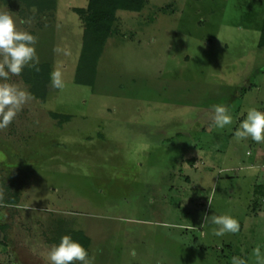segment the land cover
<instances>
[{
  "label": "rangeland",
  "instance_id": "rangeland-1",
  "mask_svg": "<svg viewBox=\"0 0 264 264\" xmlns=\"http://www.w3.org/2000/svg\"><path fill=\"white\" fill-rule=\"evenodd\" d=\"M54 1L44 11L0 2L36 38L33 64L49 68L45 101L31 96L0 130V264H50L57 220L89 238L91 264H258L264 198L253 184L264 143L234 133L249 108L264 111V0L117 9L92 85L74 80L83 28L74 8L86 0ZM10 82L27 91L20 76ZM214 105L227 107L230 125L216 127ZM214 214L240 231L214 235L203 221Z\"/></svg>",
  "mask_w": 264,
  "mask_h": 264
},
{
  "label": "clouds",
  "instance_id": "clouds-1",
  "mask_svg": "<svg viewBox=\"0 0 264 264\" xmlns=\"http://www.w3.org/2000/svg\"><path fill=\"white\" fill-rule=\"evenodd\" d=\"M187 40L186 37H184ZM36 38L27 31L19 30L12 15L8 11H0V130L6 129L16 118L23 106L31 99L30 94L10 82L11 77L21 75L26 66L38 62L36 56ZM51 86L61 89L64 86L62 72L54 67L50 73ZM214 123L218 128H224L232 123V117L227 107L214 105ZM237 141L251 138L256 143H264V111L255 107L249 108L245 118L240 122L234 133ZM150 147L142 145L144 150ZM211 206V200L208 199ZM204 224L211 222L218 226L214 235L238 233L240 224L231 215H204ZM253 255L258 264H264L260 247L253 249ZM50 264H91L87 250L70 235H63L58 244H53L47 253ZM231 264H246V260L233 256Z\"/></svg>",
  "mask_w": 264,
  "mask_h": 264
},
{
  "label": "trees",
  "instance_id": "trees-1",
  "mask_svg": "<svg viewBox=\"0 0 264 264\" xmlns=\"http://www.w3.org/2000/svg\"><path fill=\"white\" fill-rule=\"evenodd\" d=\"M10 0H0L7 3ZM26 7H35L38 11H44L54 6V0H18ZM144 0H86L84 7H75L74 11L82 19V42L75 70L74 80L78 84L92 85L95 73V63L101 51L104 39L111 33L112 22L117 9L139 10ZM257 47H264V12L259 34L256 42ZM21 79L28 87L27 91L40 102L45 101L46 83L49 79V68L46 63H34L26 66ZM52 118L68 120V115H60L56 112L49 113ZM63 235H70L88 250L89 238L80 229H69L61 220H57L52 235L48 241L58 244Z\"/></svg>",
  "mask_w": 264,
  "mask_h": 264
},
{
  "label": "crops",
  "instance_id": "crops-1",
  "mask_svg": "<svg viewBox=\"0 0 264 264\" xmlns=\"http://www.w3.org/2000/svg\"><path fill=\"white\" fill-rule=\"evenodd\" d=\"M259 154L260 153L258 151V154H256V156H258V158L261 157V154L260 155ZM252 165L254 166V162L252 163ZM260 167H262V165ZM261 174H262V172H261ZM253 185L255 186V189L258 192V194L261 195L260 198L263 199L264 198V176H262V182H260V183H254Z\"/></svg>",
  "mask_w": 264,
  "mask_h": 264
}]
</instances>
